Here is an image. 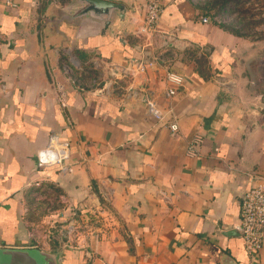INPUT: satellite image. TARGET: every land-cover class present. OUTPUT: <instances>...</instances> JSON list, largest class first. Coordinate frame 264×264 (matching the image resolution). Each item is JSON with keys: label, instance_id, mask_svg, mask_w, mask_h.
<instances>
[{"label": "crops", "instance_id": "0c3cea01", "mask_svg": "<svg viewBox=\"0 0 264 264\" xmlns=\"http://www.w3.org/2000/svg\"><path fill=\"white\" fill-rule=\"evenodd\" d=\"M72 1L0 0V248L60 264H264L236 228L243 195L264 183V39L214 23L198 0H162L153 37L136 33L148 0H108L127 19L101 34ZM52 135L69 144L65 171L38 165ZM36 184L95 226L73 244L35 226Z\"/></svg>", "mask_w": 264, "mask_h": 264}, {"label": "built area", "instance_id": "2783aa9c", "mask_svg": "<svg viewBox=\"0 0 264 264\" xmlns=\"http://www.w3.org/2000/svg\"><path fill=\"white\" fill-rule=\"evenodd\" d=\"M163 13L162 0H148L145 9V15L140 24L136 28L139 36L153 37L157 32L161 22ZM202 21L207 23L209 18L203 17ZM212 21L221 24L223 20L220 16L212 17ZM136 70L140 73L145 72L146 64L139 63ZM169 79L175 84H181L183 78L178 75H172ZM77 90L87 92L92 83H87L83 79L73 78ZM175 90H169V95H175ZM148 112L159 122L166 119V114L161 112L155 105L154 101L146 99ZM171 112V111H170ZM168 126L173 134L179 131V124L176 118H173ZM201 142V138L196 135L189 142L188 152L195 153L196 147ZM69 144L62 141L56 135L50 137L48 145L39 151L38 165L41 168L59 166L63 171L68 169L65 162L69 159ZM63 227V226H62ZM237 230L242 236L245 250L250 255L258 254L264 247V183L252 185L241 200V210L239 221L236 225ZM84 233L78 232L74 226H67L60 229V235L69 243H77L76 241Z\"/></svg>", "mask_w": 264, "mask_h": 264}, {"label": "rangeland", "instance_id": "374dc122", "mask_svg": "<svg viewBox=\"0 0 264 264\" xmlns=\"http://www.w3.org/2000/svg\"><path fill=\"white\" fill-rule=\"evenodd\" d=\"M213 16H220L223 24L254 39H264V0H198ZM27 199V213L35 226H50L53 232L67 226H74L85 233L95 226L97 214H85L72 210L65 214L64 197L53 184L37 185ZM54 223V228H53ZM63 226V227H62ZM60 234V233H59ZM65 240V239H64Z\"/></svg>", "mask_w": 264, "mask_h": 264}, {"label": "water", "instance_id": "95a60500", "mask_svg": "<svg viewBox=\"0 0 264 264\" xmlns=\"http://www.w3.org/2000/svg\"><path fill=\"white\" fill-rule=\"evenodd\" d=\"M78 6L75 18L85 17L87 23L96 25L101 34L114 30L115 18L123 23L127 19V7L108 0H73L71 8ZM0 264H60V254L38 248H0Z\"/></svg>", "mask_w": 264, "mask_h": 264}, {"label": "trees", "instance_id": "16d2710c", "mask_svg": "<svg viewBox=\"0 0 264 264\" xmlns=\"http://www.w3.org/2000/svg\"><path fill=\"white\" fill-rule=\"evenodd\" d=\"M206 11H208L210 13V10L206 9Z\"/></svg>", "mask_w": 264, "mask_h": 264}]
</instances>
